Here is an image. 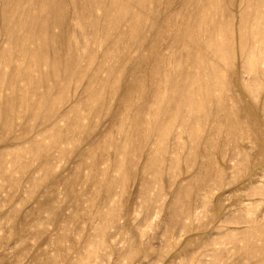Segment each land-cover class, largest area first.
<instances>
[{"label":"rangeland","instance_id":"1","mask_svg":"<svg viewBox=\"0 0 264 264\" xmlns=\"http://www.w3.org/2000/svg\"><path fill=\"white\" fill-rule=\"evenodd\" d=\"M0 264H264V0H0Z\"/></svg>","mask_w":264,"mask_h":264}]
</instances>
